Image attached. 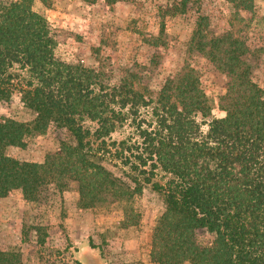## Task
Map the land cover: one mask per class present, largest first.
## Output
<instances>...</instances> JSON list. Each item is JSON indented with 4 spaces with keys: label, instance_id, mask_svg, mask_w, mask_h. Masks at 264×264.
I'll list each match as a JSON object with an SVG mask.
<instances>
[{
    "label": "trees",
    "instance_id": "16d2710c",
    "mask_svg": "<svg viewBox=\"0 0 264 264\" xmlns=\"http://www.w3.org/2000/svg\"><path fill=\"white\" fill-rule=\"evenodd\" d=\"M34 1L0 0V100L17 95L34 115L0 119V197L17 189L36 200L57 176L77 181L85 207L107 196L130 200L149 186L164 202L151 232L152 261L264 264V89L252 78L256 52L244 37L213 33L204 16L196 20L188 53L225 76L224 115L205 121L211 105L188 61L153 99L136 87L132 68L109 79L59 57L56 32ZM241 2L238 8L250 10V0ZM160 40L151 41L153 66ZM257 50L264 53V43ZM51 123L71 140L58 136L35 160L5 153ZM125 126L128 134L112 137Z\"/></svg>",
    "mask_w": 264,
    "mask_h": 264
},
{
    "label": "rangeland",
    "instance_id": "374dc122",
    "mask_svg": "<svg viewBox=\"0 0 264 264\" xmlns=\"http://www.w3.org/2000/svg\"><path fill=\"white\" fill-rule=\"evenodd\" d=\"M237 3L241 6L243 2L35 0L33 9L54 28L59 57L94 67L109 79L132 68L137 73L136 87L153 99L167 75L188 61L197 69L200 86L211 105L206 121L224 115L218 99L225 90V76L201 54L187 51L199 16L206 18L213 33L232 30L244 37L256 52L250 60L252 78L264 89V53L257 50L264 43V0H250V10L238 8ZM157 36L162 46L154 49L159 56L154 57L157 64L153 66L151 41ZM33 116L17 95L0 100V119L28 122ZM130 130L125 126L112 137L120 138ZM58 136L71 140L51 123L43 133L26 136L24 146H8L5 153L20 160L39 159L56 144ZM83 205L78 183L69 176H57L45 183L36 200L24 198L17 189L0 197L1 264H163L149 257L152 228L164 210L160 193L145 186L130 200L107 196Z\"/></svg>",
    "mask_w": 264,
    "mask_h": 264
}]
</instances>
